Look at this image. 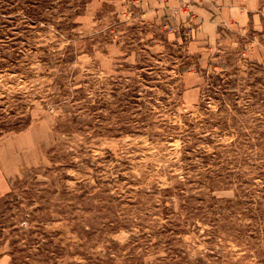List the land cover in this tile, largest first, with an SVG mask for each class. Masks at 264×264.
<instances>
[{"label": "rangeland", "instance_id": "obj_1", "mask_svg": "<svg viewBox=\"0 0 264 264\" xmlns=\"http://www.w3.org/2000/svg\"><path fill=\"white\" fill-rule=\"evenodd\" d=\"M263 45L264 0H0V264H264Z\"/></svg>", "mask_w": 264, "mask_h": 264}, {"label": "trees", "instance_id": "obj_2", "mask_svg": "<svg viewBox=\"0 0 264 264\" xmlns=\"http://www.w3.org/2000/svg\"><path fill=\"white\" fill-rule=\"evenodd\" d=\"M32 16H33V15H32ZM40 21H41V20L38 19V17H37L36 15L33 16V17L31 18V23H32L33 25H37Z\"/></svg>", "mask_w": 264, "mask_h": 264}, {"label": "crops", "instance_id": "obj_3", "mask_svg": "<svg viewBox=\"0 0 264 264\" xmlns=\"http://www.w3.org/2000/svg\"><path fill=\"white\" fill-rule=\"evenodd\" d=\"M234 9H236V7L234 8ZM228 12H230V13H232V12H234L233 10H228ZM240 15H236V17L238 18V19H241L242 17H243V15H242V13H239ZM236 20V21H239V20ZM235 25H237L236 23H235ZM264 48V45L262 46V49ZM262 64H264V62L262 63Z\"/></svg>", "mask_w": 264, "mask_h": 264}]
</instances>
